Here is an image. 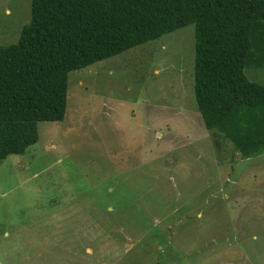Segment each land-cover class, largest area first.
<instances>
[{
	"label": "rangeland",
	"instance_id": "374dc122",
	"mask_svg": "<svg viewBox=\"0 0 264 264\" xmlns=\"http://www.w3.org/2000/svg\"><path fill=\"white\" fill-rule=\"evenodd\" d=\"M31 4L0 0V45ZM194 57L191 23L70 72L65 118L0 161V264H264V152L216 144Z\"/></svg>",
	"mask_w": 264,
	"mask_h": 264
},
{
	"label": "trees",
	"instance_id": "16d2710c",
	"mask_svg": "<svg viewBox=\"0 0 264 264\" xmlns=\"http://www.w3.org/2000/svg\"><path fill=\"white\" fill-rule=\"evenodd\" d=\"M191 23L211 136L242 157L264 152V83L247 72L264 68V0H32L18 41L0 45V161L36 143L39 122L65 118L71 71Z\"/></svg>",
	"mask_w": 264,
	"mask_h": 264
},
{
	"label": "water",
	"instance_id": "95a60500",
	"mask_svg": "<svg viewBox=\"0 0 264 264\" xmlns=\"http://www.w3.org/2000/svg\"><path fill=\"white\" fill-rule=\"evenodd\" d=\"M169 158L171 159V162H173V160H174V158H173V154H172L171 156H167V157H166V160L168 161Z\"/></svg>",
	"mask_w": 264,
	"mask_h": 264
}]
</instances>
